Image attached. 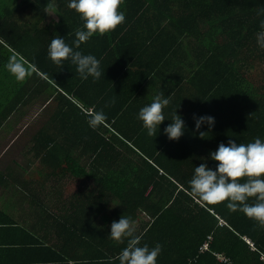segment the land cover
I'll use <instances>...</instances> for the list:
<instances>
[{"label": "trees", "instance_id": "obj_1", "mask_svg": "<svg viewBox=\"0 0 264 264\" xmlns=\"http://www.w3.org/2000/svg\"><path fill=\"white\" fill-rule=\"evenodd\" d=\"M14 3V10L0 8V71L3 79L10 77L15 82V97L21 98L15 109L26 104L27 93L4 69L13 54L35 68L32 76L39 82L59 86L53 100L60 97L78 109L60 115V140L57 131L48 135L39 125L32 150L43 168L58 170L60 176L83 178L89 177L85 167L101 165L109 184L99 185L83 199H100L94 208L97 215L121 218L125 214L135 225L140 224L136 234L141 245H162L157 264H264V227L243 213L229 211L224 204L199 201L188 183L201 158H207L220 143L264 140V47L258 43L264 32V0H123L120 10L125 22L115 31L94 35L78 49L85 55H100L105 49L109 57L119 56V68L109 69L113 77L106 79L109 86L104 89V98L109 96L115 102L110 106L104 99L96 104L95 112L103 110L107 117L96 130L87 126L90 114L83 117L74 101L77 96L82 98V85L89 82L77 81L70 61L59 67L47 55L48 45L57 35L72 45L75 31L83 23L79 15L67 7L68 0ZM54 6L60 17L38 28L43 22H35L36 18L47 17L46 9ZM152 47L154 53L149 55ZM188 49L195 50L200 61L188 84L190 107L179 114L186 133L179 141H170L163 130L171 121H165L160 134L158 130L149 137L137 119L144 106L139 92L149 78L168 74L172 59L182 57V50ZM140 51H144L141 55L149 53L147 61L122 59L123 54L136 58ZM171 74L179 76L175 71ZM122 79L127 87L121 85ZM37 80L31 81L43 88ZM10 90L14 87L8 85L6 92ZM40 90L35 95L42 96ZM194 114L215 118L214 128L202 127L208 133L203 139L195 133ZM170 118L171 113L165 116V120ZM76 149L81 156L95 159H78ZM209 167L214 168L215 163L209 161ZM105 197L110 200L101 201ZM110 201H118L122 207L109 208Z\"/></svg>", "mask_w": 264, "mask_h": 264}, {"label": "crops", "instance_id": "obj_2", "mask_svg": "<svg viewBox=\"0 0 264 264\" xmlns=\"http://www.w3.org/2000/svg\"><path fill=\"white\" fill-rule=\"evenodd\" d=\"M104 51L105 49L100 55L91 53L101 62L104 73L101 79L94 81L90 77L88 80H82L77 73L78 82H89L82 85V98L77 96L75 99L83 117L93 114L96 104L104 99L110 106L114 105L111 97L104 98V89L105 86H109L106 79L113 77L109 69L120 61L119 56L114 54L109 57ZM186 51L182 50V57L175 56L172 59L167 66L168 74L154 75L142 87L139 94L144 106L151 103L161 92L165 94L167 89L171 95V103L164 109L165 116L176 111L183 114L189 109L190 99L187 90H190L191 86L188 84L192 77L194 79L200 59L195 50ZM139 53L136 58L123 54L122 59L127 62L143 59L147 61L149 55L154 53V48L152 47L149 55H141L144 51ZM172 71L178 73L180 77L172 76ZM3 77L4 72L0 71V95L2 98L5 95L4 98L8 100L2 99L0 102V264H118L116 257L125 247L127 240L115 242L109 239L108 235L112 222L120 218L95 214L94 208L100 199H83L85 194L89 195L88 192L97 191L99 185L109 184L110 181L105 183L107 173L102 172L103 167L99 165L102 169H97L94 174L91 164H87L89 166L85 167V171L89 177L83 178L72 177L69 174L60 176L58 170L42 167L37 173L34 166L37 160L40 161V157L32 150L36 144L37 128L40 127L37 125L29 142L18 143L17 150L21 144L24 150L20 153L15 152L16 127L19 126L18 129L24 131L27 126L31 127V123H34L35 117L38 118L41 111L52 109V114L57 115L59 126L50 125L47 120L43 125L47 134L52 135L56 131L59 132V127L63 126L60 115L78 109L60 97H57L59 101L53 100L55 91L51 86L43 90L42 96L28 93L26 104L15 109V102L18 103L21 98L15 97V82ZM119 81L124 87L129 85L123 79ZM8 85L14 87V90L6 94ZM37 98H42V107L39 109L30 107L35 104ZM25 112L30 117L21 125L16 124L15 122ZM60 138L58 135L59 140ZM79 151L76 149L77 154L75 153L78 159L92 161L95 159L90 155L83 157ZM125 157L126 155L123 158ZM73 194L75 198H71ZM109 200L110 197H105L101 201ZM110 202L107 204L109 208L122 207L118 201ZM139 225H135L136 233L139 231Z\"/></svg>", "mask_w": 264, "mask_h": 264}, {"label": "clouds", "instance_id": "obj_3", "mask_svg": "<svg viewBox=\"0 0 264 264\" xmlns=\"http://www.w3.org/2000/svg\"><path fill=\"white\" fill-rule=\"evenodd\" d=\"M123 0H68L67 7L77 13L82 27L75 31L72 45L65 42L62 36H55L48 45V59L62 67L64 61H70L82 80L90 77L95 81L104 75L101 62L92 54L85 55L78 49L94 35H105L115 31L125 22V13L120 10ZM264 29V21L261 22ZM258 43L264 47V32L259 35ZM4 69L18 83H23L32 77L35 68L22 56L10 55ZM115 101L113 100L112 103ZM171 95L163 92L156 95L151 103L141 107L137 119L141 122L146 134L151 137L161 130L165 121H171L163 130L170 141H179L186 133L184 118L178 111L165 120L164 109L169 106ZM107 119L103 110L90 114L86 118L88 126L96 130ZM195 133L199 137L208 134L201 131L207 126L209 130L215 126L212 116H193ZM199 166H195L189 188L193 197L207 205H221L231 212L243 213L247 218L264 227V140L257 137L253 142L238 143L230 139L227 144L220 143L207 158H201ZM209 161L215 167H209ZM252 200L254 202L250 203ZM108 238L115 242L127 240L116 257L118 264H157L162 251V245L149 247L141 245V237L136 234L134 220L121 216L110 226Z\"/></svg>", "mask_w": 264, "mask_h": 264}, {"label": "rangeland", "instance_id": "obj_4", "mask_svg": "<svg viewBox=\"0 0 264 264\" xmlns=\"http://www.w3.org/2000/svg\"><path fill=\"white\" fill-rule=\"evenodd\" d=\"M14 1L15 0H4V2L0 3V8L5 9L6 7H9V9L14 10L15 9ZM20 1H24V0H20ZM45 13H46L47 17L45 15H41L40 17L36 18L35 22H37L38 20H42V22H43V25L38 26V28H44V25L49 23L50 19H58V17H60L57 6H54V8H47ZM24 14H25L24 16L28 17L27 13H24ZM32 26H34V24H32ZM117 65H118V62L115 63L114 67H116ZM116 68H118V67H116ZM8 79H10V77H8ZM31 80L36 81L37 79H36V77L30 78V79L28 78L23 83L16 82V85H19V88L25 89V92L27 94L28 93L29 94H36L35 91L37 89H42L40 91H43L44 89H46V87L50 88V86H51L48 83H46V84L41 83L37 80L39 83L43 84V88H42V87H40V84L38 86H36V84H34ZM253 80H254V82L256 81L255 76L253 77ZM58 87L55 84H52V86H51V88H54L53 91H57ZM6 94H7V92H6ZM4 96L5 95H3V98H2L0 95V102H2V99L4 101H8L7 99L4 98ZM74 101L76 102L77 100H74ZM42 103H43L42 98H37L35 104L30 105V107H33L35 109H39L40 107H42ZM51 111H52V109H47L46 111H44V110L41 111L40 114L38 115V118L35 117L34 124L31 125V127L27 126V128L24 131L22 129H18L19 126L15 128V152L16 153H20V151L24 150V148H22V144L20 145V147L17 150L18 143L19 142L27 143V141L29 142V139L32 137V134L35 131L36 125L37 126H39L40 124L44 125V124H46L45 120H47L50 125L59 126V121L56 118L57 115L52 114ZM28 117H30V115H28L26 112L22 113V116L15 123L21 125L22 123L27 121ZM37 130H38V128H37ZM57 134L60 135V131L57 132ZM90 160L92 161V159H90ZM32 161H35V160H32ZM32 161L30 162V164H32ZM21 162H26V161H21ZM39 163H40V161L37 160V164L34 166V170L36 172L38 169H40V167H42V168L45 167L43 164H39ZM91 168L93 169L94 174H95V171L97 169H102V167L99 165L98 166L92 165ZM96 175H98V174H96ZM72 197H73V195H71V198Z\"/></svg>", "mask_w": 264, "mask_h": 264}, {"label": "built area", "instance_id": "obj_5", "mask_svg": "<svg viewBox=\"0 0 264 264\" xmlns=\"http://www.w3.org/2000/svg\"><path fill=\"white\" fill-rule=\"evenodd\" d=\"M248 242L253 246V244L250 241ZM205 248H208V244L205 246ZM222 260L225 261V259H222Z\"/></svg>", "mask_w": 264, "mask_h": 264}]
</instances>
